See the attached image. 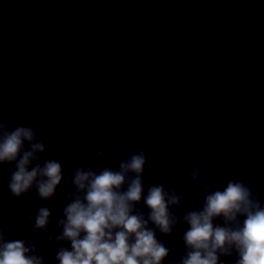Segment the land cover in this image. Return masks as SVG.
Here are the masks:
<instances>
[{
  "label": "clouds",
  "instance_id": "9594fccd",
  "mask_svg": "<svg viewBox=\"0 0 264 264\" xmlns=\"http://www.w3.org/2000/svg\"><path fill=\"white\" fill-rule=\"evenodd\" d=\"M42 131L39 123L0 119V179L7 176L13 203L33 192L38 202L52 200L64 180L63 162L73 155V142L56 143L54 155L41 162L49 140ZM116 143L126 146L124 140ZM169 164V174L184 167L177 156ZM147 166V153L136 148L110 157L99 171L88 161L72 171L73 190L57 200L56 227L46 236L55 264H264V200L246 177L218 187L193 164L185 176L202 199L192 203L171 183L145 189ZM141 202L146 213L137 207ZM26 219L33 232L47 234L53 211L41 206ZM181 224L187 226L178 233L184 247L173 253L157 233L171 236ZM0 264L53 262L37 252L31 239H9L0 227Z\"/></svg>",
  "mask_w": 264,
  "mask_h": 264
},
{
  "label": "water",
  "instance_id": "95a60500",
  "mask_svg": "<svg viewBox=\"0 0 264 264\" xmlns=\"http://www.w3.org/2000/svg\"><path fill=\"white\" fill-rule=\"evenodd\" d=\"M57 0H0V119L39 123L45 135ZM12 167L9 166L8 171ZM35 193L13 203L0 179V227L9 239L27 237ZM19 225L17 231L13 228Z\"/></svg>",
  "mask_w": 264,
  "mask_h": 264
}]
</instances>
